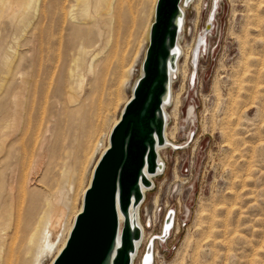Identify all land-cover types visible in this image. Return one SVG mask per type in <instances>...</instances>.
I'll return each mask as SVG.
<instances>
[{"label":"rangeland","instance_id":"374dc122","mask_svg":"<svg viewBox=\"0 0 264 264\" xmlns=\"http://www.w3.org/2000/svg\"><path fill=\"white\" fill-rule=\"evenodd\" d=\"M48 1L55 21H46L40 12L25 34L10 14L0 17L4 28L0 62L13 55L10 72H33V76L41 72L34 78L40 81L50 77L43 72H52L54 81L57 72H66L74 53L70 42L77 37L72 25L82 22L65 17L74 0ZM116 1L110 33L95 17L81 26L85 31L90 28V39L95 41L91 51L99 60L118 51L124 56V66L117 70L124 72L123 77H115L106 89L109 93L101 94V83L89 86L96 75L84 66L78 69L74 95L82 98L88 90L97 91L90 123L85 133L73 129L69 134L64 121L55 120L53 138L29 158L27 166L37 174V184L52 192L48 198L52 209L38 223L31 222L27 199L21 203L16 198L7 264H49L54 258L140 75L156 0H122L120 5ZM183 9L182 54L171 86L172 100L165 106L170 143L158 152L164 169L153 179L139 209L145 238L133 264L141 263L147 240L161 234L169 209L174 211L173 228L162 245L155 241L152 264H264V0H193ZM120 11L126 15L119 18ZM211 16L213 26L206 30ZM205 31L207 52L194 67L192 55L197 47L199 51ZM65 147L76 157L60 171L56 161ZM48 243L54 244L51 252Z\"/></svg>","mask_w":264,"mask_h":264},{"label":"bare ground","instance_id":"6f19581e","mask_svg":"<svg viewBox=\"0 0 264 264\" xmlns=\"http://www.w3.org/2000/svg\"><path fill=\"white\" fill-rule=\"evenodd\" d=\"M115 1L116 0H74V4L71 6L69 12L66 13L67 16L65 17H68L70 21H73V23L82 22V24L72 25V34H75L77 36L76 38H72L70 42V50L71 52L74 51V53L70 58V64L68 65L66 72H57L58 75L56 81L53 80L54 74L52 72H43L44 76L50 77H48V79L46 78L45 80L42 79V81L34 79L39 78L41 72H35L37 74L36 76H33V72H10V69L13 68V60H15L13 55L12 57L5 56L0 62V155L3 154L2 157L0 156V264H7V255L11 253V247L9 243V229L11 223H13L12 217L14 213V204L16 198H19V201L20 199H27L29 205V214L28 212L27 214L30 215L31 222L38 223L42 219V216L45 213H49L52 209L50 200L48 199L50 197L49 194H51L52 192L50 193L46 189L48 188L47 186H39L37 184V182H39L37 180V174L30 172L27 166L29 163V158L33 155L36 148H43L44 145L53 138L55 120L58 121L62 119L69 134H71L73 129L80 132L81 134L85 133L86 126L88 123H90L92 117L90 113L93 112H91V109L95 105L94 95L97 91L88 90L82 98L81 96L77 97L74 95L73 92L77 84L78 69L84 66V70H87L86 72L93 74V77H95L96 75V78H93V80H91L89 86L95 83H101V94L104 93V90L107 91V94L109 93V82L112 81L115 77H119V80L123 77L124 72H122V70L118 72L117 70L123 68L124 56L122 54L120 55L118 51L119 55L114 52L113 54H108L102 60H99V58L97 57L98 53H93L91 51V48L95 45V41H92L90 39L92 36L91 30H89L90 28L88 30L86 29L85 31V29L81 26L84 24L87 25L91 22V18L95 17V19L98 20V25L105 28L107 27V29L109 30L114 21L115 9L118 8L117 5V8H115ZM121 1L122 0L118 1L119 5L122 4ZM191 3H193V0H190L187 6ZM180 8L183 14V18L180 24L181 28L179 35L181 34V31L183 29L184 22L183 0L181 2ZM53 9L54 8H52V5L48 0H0V17L5 13L10 14V19L22 34L27 33V29L29 28V26H31V20L36 18V16H39L40 12V17L42 16V18L46 19V21L52 20V22H54L56 15L52 12ZM121 15H126V12L120 11L117 16H119L120 18ZM66 20L67 19H65V21ZM46 21L44 23H46ZM208 25L213 26L212 16L208 22ZM1 28L0 31L4 30V28ZM87 32L89 35L85 36ZM206 32L207 31H205L204 35L200 37L197 59L203 56L205 51L207 50L208 44L206 39ZM148 34L149 28L147 32V41ZM179 35L176 44V52L178 56L180 53L182 54L181 47H179ZM109 38L110 34L106 38V43H109ZM112 51H114V49ZM178 61L179 57L177 58L175 63V70L170 74L169 93L166 104L163 107V113L165 117V128L163 132L164 145L158 146V148H156L157 160L160 168L156 175L148 176L151 184H153V179L161 175V172L164 169L163 161L161 160L158 152L160 150L166 149L168 147V144L170 143L165 133L168 116L166 114L167 110H165V106L172 100L171 86L178 73ZM3 74H5L4 77L1 76ZM18 75H20V77H17ZM99 75L101 76L100 79ZM39 82L41 83V86ZM5 83L7 84L5 85V87H3ZM80 83L77 85V89L81 86ZM107 88L108 90H106ZM36 89L38 90L36 91ZM117 92H119V89H117ZM5 104H7V107L5 106ZM118 120L119 117L113 124L112 128L115 127ZM73 142V145L76 146L72 148L76 149L78 140L75 138ZM6 147L7 151L3 152ZM107 148L108 142L102 153L99 155L97 161L107 150ZM74 157L76 156L72 155L70 149L68 147H65L60 157L58 158V161H56V165L57 167H59L60 171L64 169V167H66L67 161L74 160ZM97 161L95 162V165ZM9 179H12L13 182L8 183ZM90 181L91 178L89 180V183ZM88 186L89 184L86 186L85 190L88 188ZM148 191H150L149 188L142 187L143 199L146 192ZM26 205L25 208L27 207ZM140 207L141 204L137 208L130 210L131 220L135 222L141 234L140 240L135 243V252L131 257V264H133V260L136 258V254L138 253L139 248L141 247L142 242L145 238L144 226L143 224H141L139 217ZM80 210L81 206L79 208V211ZM79 211H77V214L79 213ZM26 217L28 216L26 215ZM73 221L67 233V236L64 237L63 241L56 251L54 258L50 261L49 264H52L54 259L63 249L68 234L72 228ZM119 221V224L121 226V217H119ZM152 238L153 237L149 238L147 242H149ZM159 243H161L162 245L164 242L159 241ZM53 247L54 244L48 243L47 249L49 252H51ZM140 264H149V260H145L143 261V263L141 261Z\"/></svg>","mask_w":264,"mask_h":264},{"label":"water","instance_id":"95a60500","mask_svg":"<svg viewBox=\"0 0 264 264\" xmlns=\"http://www.w3.org/2000/svg\"><path fill=\"white\" fill-rule=\"evenodd\" d=\"M190 0H183L186 7ZM182 0H157L148 44L131 96L108 136V148L97 161L63 249L52 264H131L140 230L130 210L142 199L148 176L159 170L156 148L164 145L163 107L175 70ZM210 26L206 25V30ZM198 47L192 55L195 67ZM119 217L122 218L120 226ZM174 224L170 209L160 235L147 242L142 263L153 262L155 241L165 242Z\"/></svg>","mask_w":264,"mask_h":264},{"label":"built area","instance_id":"2783aa9c","mask_svg":"<svg viewBox=\"0 0 264 264\" xmlns=\"http://www.w3.org/2000/svg\"><path fill=\"white\" fill-rule=\"evenodd\" d=\"M143 200H144V199H142V201H141V203H140V204H142V203H143ZM169 210H170V209H169ZM169 210H167V212H168ZM167 212H166V214H167ZM165 216H166V215H165Z\"/></svg>","mask_w":264,"mask_h":264}]
</instances>
